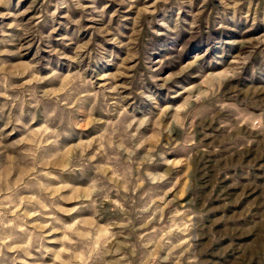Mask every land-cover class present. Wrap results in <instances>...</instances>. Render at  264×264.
Segmentation results:
<instances>
[{
  "label": "rangeland",
  "instance_id": "374dc122",
  "mask_svg": "<svg viewBox=\"0 0 264 264\" xmlns=\"http://www.w3.org/2000/svg\"><path fill=\"white\" fill-rule=\"evenodd\" d=\"M0 264H264V0H0Z\"/></svg>",
  "mask_w": 264,
  "mask_h": 264
}]
</instances>
